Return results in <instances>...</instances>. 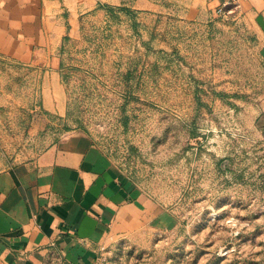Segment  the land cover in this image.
<instances>
[{"label": "rangeland", "instance_id": "1", "mask_svg": "<svg viewBox=\"0 0 264 264\" xmlns=\"http://www.w3.org/2000/svg\"><path fill=\"white\" fill-rule=\"evenodd\" d=\"M99 0L55 60L0 51V171L83 130L168 220L109 264H264V58L227 11Z\"/></svg>", "mask_w": 264, "mask_h": 264}, {"label": "crops", "instance_id": "2", "mask_svg": "<svg viewBox=\"0 0 264 264\" xmlns=\"http://www.w3.org/2000/svg\"><path fill=\"white\" fill-rule=\"evenodd\" d=\"M98 2L0 0V51L28 63L55 60L56 43ZM223 5L255 31L264 58V0H194L185 17ZM261 122L264 129V114ZM165 220L83 130L0 171V264H91L111 244L151 234Z\"/></svg>", "mask_w": 264, "mask_h": 264}, {"label": "built area", "instance_id": "3", "mask_svg": "<svg viewBox=\"0 0 264 264\" xmlns=\"http://www.w3.org/2000/svg\"><path fill=\"white\" fill-rule=\"evenodd\" d=\"M227 11H230L227 7V5H223L218 8L217 12L220 15H225L227 14ZM59 264H64V263H59ZM91 264H109L108 259L105 256L97 258L95 261H93Z\"/></svg>", "mask_w": 264, "mask_h": 264}]
</instances>
